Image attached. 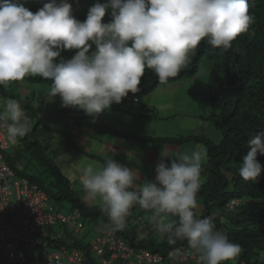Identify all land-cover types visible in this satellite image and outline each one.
Returning a JSON list of instances; mask_svg holds the SVG:
<instances>
[{
	"label": "clouds",
	"instance_id": "1",
	"mask_svg": "<svg viewBox=\"0 0 264 264\" xmlns=\"http://www.w3.org/2000/svg\"><path fill=\"white\" fill-rule=\"evenodd\" d=\"M80 5L79 0H49L33 13L21 3L3 0L0 85L26 76L50 80L49 102L59 97L62 107L95 119L129 93H138L146 69L167 82L189 65L202 42L227 50L254 23L249 0H105L91 6L83 22L72 14ZM109 10L111 20L104 23ZM72 49L77 51L71 59L61 58L62 51ZM0 102V126L8 141L17 140L14 147L29 131L30 119L17 100ZM248 146L239 176L256 182L262 172L257 155L264 156V132L250 138ZM206 157L199 147L176 157L162 149L155 178L138 185L135 171L114 160L99 168L88 166L81 176L85 199L100 201L109 231L123 230L130 209L139 205L152 213L155 230L169 245L187 241L197 264H226L240 255L241 246L217 229L213 217L200 218L196 211ZM168 216L178 219L169 222Z\"/></svg>",
	"mask_w": 264,
	"mask_h": 264
},
{
	"label": "trees",
	"instance_id": "2",
	"mask_svg": "<svg viewBox=\"0 0 264 264\" xmlns=\"http://www.w3.org/2000/svg\"><path fill=\"white\" fill-rule=\"evenodd\" d=\"M79 1L81 2L79 9L72 7V14L81 22L86 19L91 6L98 2H105V0L98 2L93 0V3L91 0ZM84 1H87V4ZM11 2L21 3L31 12L36 13L49 0H11ZM0 3H3V0H0ZM249 13L254 16V23L250 25L248 33L240 35L233 41L231 48L214 49L206 42H202L196 54L191 57L189 65L176 77L169 78L167 82H160L151 70L146 69L139 85L140 91L136 94L129 93L122 100L134 103L130 101V97L138 98L139 95L150 94L158 86L191 79L197 74L201 62L208 60L216 71V77L209 88V102L215 112L200 118L219 131L221 139L218 143L204 135L178 138L128 135L115 129L111 124L101 121L100 115L93 119L76 108L67 111L71 115L74 127L87 128L101 136L178 147L191 143L202 144L207 157L202 162L201 187L197 194L198 206H201V209L199 211L197 208L196 211L200 218L213 217L217 229L226 234L231 242L241 246L240 255L226 264H264V156L257 155V160L262 165V172L256 182L244 181L239 176V168L250 151L248 140L257 133L264 132V0H249ZM110 20L109 10L102 22L108 23ZM76 51L75 49L64 50L61 52V58L71 59ZM22 83L42 84L50 88L52 81L38 76H26L23 81H12L7 85H0V99L17 100L26 116L29 117L30 124L33 125L25 136L18 138L14 154L7 153L8 150L4 152V160L16 175L28 179L47 194L55 212L58 213L59 210L67 207L70 214L77 213L80 216L79 221L83 225L79 232L64 225L63 235L52 234L50 231L44 243L52 249V252L76 250L81 252L83 264H102L101 257L91 250L92 242L79 236L84 229L89 228L109 232L113 239L122 241L134 251L147 250L153 254H159L164 257L160 263L193 261L197 264V260L193 259L182 262L177 258H168V254L175 252L176 249L192 250L186 240L169 245L166 238L162 236L160 241H156L151 234H145L139 230L138 223L128 225L129 219L126 220L123 230L115 232L107 230L106 226L110 221L106 213L101 210V205L82 199L51 156L50 141L41 140L40 132L43 129L52 128L44 126L37 114L36 96H23L20 91L18 92L23 86ZM150 112H154V115L140 113L138 116L141 118L156 116V109ZM63 136L69 142L72 140ZM72 142L75 143L73 140ZM74 147L77 151H82L78 144ZM99 160L106 164L103 159ZM20 164L24 167L23 170L19 168ZM27 169L32 172H27ZM232 200L238 203L230 206ZM135 206L138 205H134L133 208ZM134 218L135 216L132 215V219ZM168 218L170 222L178 219L174 216H168ZM148 220L146 219L145 222ZM104 257L109 259V253L106 252ZM127 263L126 259L121 258L114 261V264Z\"/></svg>",
	"mask_w": 264,
	"mask_h": 264
},
{
	"label": "rangeland",
	"instance_id": "3",
	"mask_svg": "<svg viewBox=\"0 0 264 264\" xmlns=\"http://www.w3.org/2000/svg\"><path fill=\"white\" fill-rule=\"evenodd\" d=\"M91 1L93 3V0ZM95 1L98 2L99 0ZM84 2L85 4H87V1ZM215 77L216 71L213 64L208 60H203L200 64L197 74L193 78L172 82L165 86H158L150 94L139 95V103L134 104L126 102V100L122 101L119 105L122 108L123 112L114 113L116 117H111L114 123L112 126H114L115 129L123 131L128 135L135 134L137 136L154 138H178L188 136L197 137L204 135L213 142L218 143L221 139L219 131L216 130L212 124L200 118V116L206 117L215 112L214 107H212L209 102V88ZM9 83L10 82H8L7 84ZM22 85L23 86L21 87V89L19 88L20 90H18V92L20 91L23 96H36V111L42 119L44 126L51 127L53 125L51 120L56 118L57 121H54V123L55 126L58 127L61 124L62 119L64 117H67L68 114L62 112L58 113V108L56 105L57 99H55L56 97L53 99V101H48V93L50 91V88L42 84L22 83ZM15 88L18 89L16 85ZM60 101L61 100L59 99L58 102ZM6 103L7 100L4 101V105H6ZM153 109H156L155 117L141 118L138 116V114L140 113L153 116L154 112H150V110L152 111ZM32 128L33 125L30 124L29 129ZM71 128L72 126L69 125L70 130ZM40 134V138L42 141H50L52 147L51 156L54 157L55 162L58 164L61 171L63 170L64 174H66V177H69L68 170L73 172V177L70 178V181L73 184V188L82 197L83 200L87 201L85 199V191L80 176H82L83 170L88 166L99 168L103 165L91 160L90 158L85 157L83 153L75 149L74 145H76L77 142H75L76 144L72 142V140L69 142L68 140L64 139V136L58 135L54 129H43ZM113 138L116 142L125 140L119 137ZM157 145L158 144H155V146ZM188 145L190 146H187V148H185L184 153L190 154L197 147L204 150L202 144L200 143H191ZM16 147L17 146L10 147L7 153L14 154L16 151ZM157 147H159L161 150L166 149V146H164L163 144H159ZM19 168L21 170L24 169L22 164L19 165ZM26 171L29 173L32 172L29 169H27ZM143 174L144 175L137 173L138 180L141 179L140 182H143L146 179L148 180V176L150 177V174L148 175V172H143ZM87 202L92 203L93 201ZM93 203L101 205L99 200H96ZM198 209L200 211L201 206H198ZM58 214H61L63 216L70 215L67 207L59 210ZM132 215L135 216L134 219H132ZM151 215L152 213L150 211L142 209L139 205L135 206L134 208L132 207V209H130L129 216L126 218V220L129 219V222H127V224L134 225L135 223H138L140 227L139 230H142L143 232H145V234H151L153 237H155L156 241H160L162 235L155 230V225L150 219ZM146 219H149L150 221L148 220V222H145ZM166 220L170 222V219L168 217H166ZM63 226V224L58 223L54 228L51 229V233L63 235ZM79 236L81 238L84 237L86 240L92 242L93 239L98 236V231L89 228L88 230L84 229L82 233L79 234ZM36 251L39 255L40 260L47 256V254L52 253V249H50L46 243L38 247ZM32 252L33 250H31V252L27 251L26 253L27 255L31 253L30 257L33 258ZM160 264L196 263L193 261H189L186 263L165 261Z\"/></svg>",
	"mask_w": 264,
	"mask_h": 264
},
{
	"label": "built area",
	"instance_id": "4",
	"mask_svg": "<svg viewBox=\"0 0 264 264\" xmlns=\"http://www.w3.org/2000/svg\"><path fill=\"white\" fill-rule=\"evenodd\" d=\"M137 101L136 98L133 99ZM2 104L0 102V110ZM17 142V140H16ZM6 139L5 129L0 126V263L2 264H83L81 252L56 251L39 259L37 248L42 246L51 229L58 223L76 232L83 225L77 213L63 216L54 211L47 194L28 179L19 177L4 160V152L15 145ZM232 201L231 205H236ZM33 250L27 255V251ZM91 250L101 257L102 264H114L116 259H126L127 264H157L164 257L147 250L134 251L122 241H116L109 233L100 231L91 243ZM169 253L168 258L179 261L197 260L194 250L180 248ZM109 251L110 258H104Z\"/></svg>",
	"mask_w": 264,
	"mask_h": 264
},
{
	"label": "crops",
	"instance_id": "5",
	"mask_svg": "<svg viewBox=\"0 0 264 264\" xmlns=\"http://www.w3.org/2000/svg\"><path fill=\"white\" fill-rule=\"evenodd\" d=\"M55 99H57L56 105L58 108V113L62 112L68 114V110L74 109L71 107H62L61 101L58 102L60 98L56 97ZM117 112H123V110L121 109L119 104L114 103L111 105L110 109L102 113L99 118L101 119V121L113 125L114 123L111 117L113 116L115 118L116 116L114 115V113ZM51 121L53 124L51 127L56 131L58 135H65L71 138L73 141L76 140L75 142H77V144L82 148L81 153H83L85 157L90 158L95 162L101 163L102 165L104 164L99 159H103L106 162L108 160H114L117 163L130 167L131 169L135 168L133 170L136 174L139 173L141 175H144L143 172H148V175L150 174V177L148 176L150 180H153L155 178V166L159 159V153L161 150L159 147H157L159 144L155 146V144L139 143L129 140L116 142L114 141L113 137L98 135L93 130L87 128L74 127L72 125L71 115L69 114L67 115V117H64L62 119V122L60 124L61 126H55L54 121H57L56 118L52 119ZM69 125L72 126L71 130L69 129ZM164 146H166V149L169 150V154L171 156L176 157L178 154L184 153L185 148L190 145H183L179 147H173L171 145ZM62 173L64 174L63 170ZM64 175L66 176V174ZM68 175L69 177L67 176V178L70 180V178L73 177V172L68 170ZM140 181L141 179L138 180L137 178V180L134 181V184L138 185L141 183Z\"/></svg>",
	"mask_w": 264,
	"mask_h": 264
}]
</instances>
